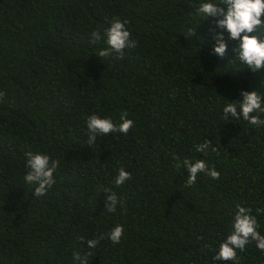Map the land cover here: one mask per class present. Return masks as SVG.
I'll list each match as a JSON object with an SVG mask.
<instances>
[{
  "label": "trees",
  "instance_id": "obj_1",
  "mask_svg": "<svg viewBox=\"0 0 264 264\" xmlns=\"http://www.w3.org/2000/svg\"><path fill=\"white\" fill-rule=\"evenodd\" d=\"M202 2L219 0H0V264H79L74 251L91 252L89 264H235L212 256L237 206L264 235V125L223 118L241 91L264 103V69L234 59L238 41L217 17L196 14ZM114 17L136 47L98 57L107 44L90 34L103 36ZM218 33L222 58L212 51ZM124 112L126 135L87 145V116L118 125ZM204 141L216 150L197 152ZM29 151L59 160L43 196L24 181ZM185 158L219 179L199 173L186 186ZM120 168L132 178L117 186ZM103 189L122 202L115 212ZM116 225L119 244L106 235ZM236 252L238 264H264L255 241Z\"/></svg>",
  "mask_w": 264,
  "mask_h": 264
},
{
  "label": "clouds",
  "instance_id": "obj_2",
  "mask_svg": "<svg viewBox=\"0 0 264 264\" xmlns=\"http://www.w3.org/2000/svg\"><path fill=\"white\" fill-rule=\"evenodd\" d=\"M196 14L206 17H217L216 26L228 33L229 39L238 41V45L233 48L235 60L245 65L252 73H257L264 69V37L259 35V30L264 29V0H219L218 3L202 2L196 7ZM127 20H121L114 17L110 22V26L104 29L103 36L99 30H95L90 34V43L96 44L102 39L105 40L107 47L97 52L98 57H109L113 53H118L117 58H122L124 49L136 47V41L131 38V33L127 30ZM195 32L193 33V35ZM216 43L212 51L219 57H223L227 51V45L224 42L223 34L218 33L215 37ZM5 96L4 92H0V102ZM264 113V103L262 97L256 91H241L240 96L235 101L229 102L223 107V118L228 119L229 115L240 120L243 118L253 126L264 125V119L253 113ZM120 123L117 125L109 118H101L96 114H91L86 118L87 126V145L91 146L97 136L108 135L110 133L127 134L133 126V121L127 118V112L120 116ZM211 148L215 151V147H211L209 141H204L196 145V151L207 153ZM26 167L28 171L24 176V181L28 184H34L33 195L43 196L47 190L55 184L54 173L59 166V160L51 159L48 155L42 153H33L31 151L25 153ZM184 169L187 170L186 186H192L197 180L199 173H204L211 179L218 180L220 173L214 168L209 169L205 161L197 159L194 162L189 158L182 161ZM177 167H180L178 164ZM131 174L123 168L118 169V175L115 177V184L122 185L125 181L130 180ZM109 193L105 198V209L108 212H115L118 200L110 189H103ZM238 211L234 216V222L231 225L232 231L227 235L212 256L213 261H233L238 264L237 252L244 251L245 246L250 241L256 242V247L264 251V235L257 231L258 222L255 216L251 215V209L237 206ZM107 238L113 244H119L124 235L122 225H116L107 234ZM105 238V234L101 233L98 237L86 241L88 249L95 248L100 240ZM83 240V237H80ZM91 252H73V260L79 264H89L88 257Z\"/></svg>",
  "mask_w": 264,
  "mask_h": 264
}]
</instances>
